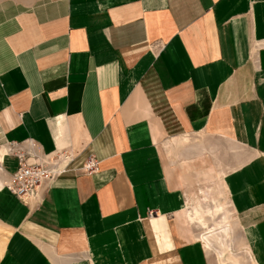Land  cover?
I'll return each instance as SVG.
<instances>
[{
	"label": "crops",
	"instance_id": "0c3cea01",
	"mask_svg": "<svg viewBox=\"0 0 264 264\" xmlns=\"http://www.w3.org/2000/svg\"><path fill=\"white\" fill-rule=\"evenodd\" d=\"M188 136L247 151L222 181L264 262V0H0V264H207L184 189L226 159L164 149ZM26 141L72 157L28 205Z\"/></svg>",
	"mask_w": 264,
	"mask_h": 264
},
{
	"label": "rangeland",
	"instance_id": "374dc122",
	"mask_svg": "<svg viewBox=\"0 0 264 264\" xmlns=\"http://www.w3.org/2000/svg\"><path fill=\"white\" fill-rule=\"evenodd\" d=\"M180 139L181 141L187 139V142L180 145L178 143L172 145L170 141L163 143L168 154L178 147L181 148V155L177 154L179 158L198 157L204 153L203 157L211 155L215 162L218 161L215 159L216 156L221 155L219 150L213 151L212 154L211 150L206 151L204 141L199 137L188 136ZM221 156L225 157L226 163L216 170L212 169L214 173H209L208 180L200 175L198 177H194L196 174L192 175L196 181L185 186L183 214L192 228L195 239L201 245L207 264H264L256 261L250 251L252 248L245 242L239 218L229 206L222 181L225 172L241 165L249 155L242 145L228 141ZM256 214L260 216L259 213ZM223 230L226 233H223ZM6 234L0 227V251Z\"/></svg>",
	"mask_w": 264,
	"mask_h": 264
},
{
	"label": "built area",
	"instance_id": "2783aa9c",
	"mask_svg": "<svg viewBox=\"0 0 264 264\" xmlns=\"http://www.w3.org/2000/svg\"><path fill=\"white\" fill-rule=\"evenodd\" d=\"M34 147L31 141H26L23 146L16 142H6L2 150L4 155L14 157L17 164L3 188L25 205L35 202L41 190L67 170L72 159L67 150L59 149L44 155L36 153ZM28 157L33 159L30 165L24 163ZM80 170L85 174H93L97 170V161L93 156L87 157ZM153 215V211L147 212L148 217Z\"/></svg>",
	"mask_w": 264,
	"mask_h": 264
},
{
	"label": "bare ground",
	"instance_id": "6f19581e",
	"mask_svg": "<svg viewBox=\"0 0 264 264\" xmlns=\"http://www.w3.org/2000/svg\"><path fill=\"white\" fill-rule=\"evenodd\" d=\"M182 142H187V139H182V141H180L179 143L180 144H182ZM1 185V184H0ZM203 198H205V197H203ZM208 210V209H207ZM209 212V211H208ZM207 215V214H206ZM223 233H226V231L225 230H223ZM207 239V238H206ZM61 264V263H60Z\"/></svg>",
	"mask_w": 264,
	"mask_h": 264
}]
</instances>
